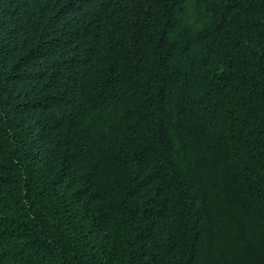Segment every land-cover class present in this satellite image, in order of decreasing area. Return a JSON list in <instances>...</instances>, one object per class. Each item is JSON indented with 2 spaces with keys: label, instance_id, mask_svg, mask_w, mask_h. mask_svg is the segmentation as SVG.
Returning <instances> with one entry per match:
<instances>
[{
  "label": "trees",
  "instance_id": "16d2710c",
  "mask_svg": "<svg viewBox=\"0 0 264 264\" xmlns=\"http://www.w3.org/2000/svg\"><path fill=\"white\" fill-rule=\"evenodd\" d=\"M0 264H264V0H0Z\"/></svg>",
  "mask_w": 264,
  "mask_h": 264
}]
</instances>
